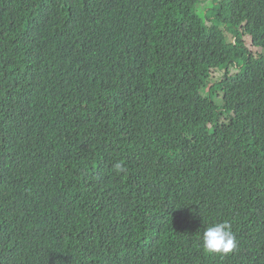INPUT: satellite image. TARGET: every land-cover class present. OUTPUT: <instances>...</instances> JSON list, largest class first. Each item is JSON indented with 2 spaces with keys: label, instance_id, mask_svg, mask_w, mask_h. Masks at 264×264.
<instances>
[{
  "label": "trees",
  "instance_id": "obj_1",
  "mask_svg": "<svg viewBox=\"0 0 264 264\" xmlns=\"http://www.w3.org/2000/svg\"><path fill=\"white\" fill-rule=\"evenodd\" d=\"M197 2L0 0V264H264V0Z\"/></svg>",
  "mask_w": 264,
  "mask_h": 264
},
{
  "label": "clouds",
  "instance_id": "obj_2",
  "mask_svg": "<svg viewBox=\"0 0 264 264\" xmlns=\"http://www.w3.org/2000/svg\"><path fill=\"white\" fill-rule=\"evenodd\" d=\"M200 2L201 0H198L196 3L195 10L199 15H206L214 4L223 2V0H212L211 6L203 13H200L198 9V4ZM204 19H206V17ZM209 19L211 20V17H209ZM114 168L118 172L124 171L122 164L119 162L114 165ZM202 247L204 254L214 258L218 263L219 257H231L230 260H225L223 263L219 264H233V262L236 264V259L242 249V247L239 248L240 244L238 245L237 238L231 229V224L228 221L215 222L207 226L202 235Z\"/></svg>",
  "mask_w": 264,
  "mask_h": 264
},
{
  "label": "rangeland",
  "instance_id": "obj_3",
  "mask_svg": "<svg viewBox=\"0 0 264 264\" xmlns=\"http://www.w3.org/2000/svg\"><path fill=\"white\" fill-rule=\"evenodd\" d=\"M211 1L212 0H201V2L198 4V9H199L200 13L205 12L211 6ZM205 22L209 25L210 24V19L206 18ZM227 38H229L232 41H234V39L231 36H229V35H227ZM245 43H246L248 48H250L254 53H257V50L255 48H251V43H250V39L249 38L245 39ZM232 72H234L233 69H232ZM219 77H220L219 73L213 74V78H218L219 79ZM217 103H218L217 105L220 104V102H217Z\"/></svg>",
  "mask_w": 264,
  "mask_h": 264
}]
</instances>
